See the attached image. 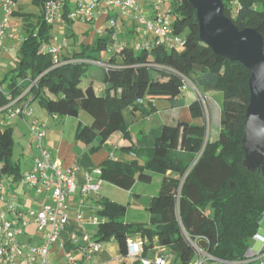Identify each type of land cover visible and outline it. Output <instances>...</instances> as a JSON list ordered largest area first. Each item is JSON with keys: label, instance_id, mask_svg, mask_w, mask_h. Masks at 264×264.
Here are the masks:
<instances>
[{"label": "trees", "instance_id": "16d2710c", "mask_svg": "<svg viewBox=\"0 0 264 264\" xmlns=\"http://www.w3.org/2000/svg\"><path fill=\"white\" fill-rule=\"evenodd\" d=\"M50 1L58 0H33L40 7L36 22L28 15L23 19L25 35L15 68L9 73L7 92L0 91V111L12 103L24 108L38 100L52 117L77 118L84 112L91 123L79 122L76 138L86 145L96 141L92 150H97L115 133L129 139L134 116L145 115L149 102L178 106L185 82L199 92L188 109L200 124L163 125L150 145L129 149L136 159H109L99 167L103 182L125 191L137 181L150 183L151 173L161 174L162 181L148 206L147 225L125 222L126 206L102 201L99 215L104 222L94 241L112 238L125 254L127 238L136 233L145 241L144 252L157 246L174 256L171 264H194L200 252L208 257L206 264H259V259L246 256L258 234L257 219L264 214V171L246 167L242 147L249 104L247 69L214 55L200 41L196 12L187 0L170 2L172 33L183 41L182 49L169 47L156 37L147 49H135L124 41L113 49L114 30L107 26L90 46L54 55L45 49L51 38L52 25L44 19ZM61 1L69 25L72 22L66 15L72 9L68 0ZM228 1L222 0L225 17L239 30L251 28L259 33L264 51V0H236L233 14ZM90 66L101 70L105 86L101 95L91 84L82 88ZM214 91L223 101L218 137L211 141L207 134L210 114L205 123L200 98L209 109L207 93ZM13 146L12 131L0 128V181L5 176L21 177L12 160Z\"/></svg>", "mask_w": 264, "mask_h": 264}, {"label": "crops", "instance_id": "0c3cea01", "mask_svg": "<svg viewBox=\"0 0 264 264\" xmlns=\"http://www.w3.org/2000/svg\"><path fill=\"white\" fill-rule=\"evenodd\" d=\"M121 20L125 22L127 19L121 18ZM128 20L131 24L128 27V32H135V21ZM102 32L98 30L97 34ZM122 32H120V35H122ZM95 36H90L88 39L80 38L79 42L77 40L79 43L77 50L81 46H90ZM9 40H0V51L8 48ZM74 51L76 50L68 45L59 54L62 56ZM2 53L4 54L3 51ZM2 53L0 52V65L3 59L5 60L6 58L9 59L10 64L12 56L8 52L5 53L7 56H2ZM7 69L4 66L3 68L0 67V91L4 92H7L9 73L11 71ZM90 78L85 86L82 85V88H86L91 84L97 95L103 94L105 86L102 83L101 77L97 74H92ZM186 92H193L195 97L185 96ZM214 94V92L207 93L210 102L209 111L214 108ZM194 100H196V92L191 86L183 93V99L178 106L172 107L171 103L167 101L149 102L146 105L147 113L145 115L137 113L134 116L135 122L129 130V139H125L120 133H115L97 150H92L98 144L96 141L91 145H86L76 138L79 122L82 124L91 123V118L86 113L80 112L77 118L52 117L38 100L32 101L30 105L31 114L29 116L9 119L6 110L0 111V128L10 129L13 137L15 136L19 140V147L16 150L20 152L21 158L16 163L19 166L21 177L32 169L34 158L38 155L35 139L29 130L30 123L33 120H37L45 127L43 146L48 151L50 159L53 162H58L64 170L76 167L78 169L75 178V190L68 194L65 201L68 223L60 231L58 242L50 248L46 258L48 264H66V253H71L76 259L77 264H141L138 258L126 256V253L122 252L120 244L112 238L100 242L102 249L93 254L89 259L84 257L80 251V247L83 245L84 237H88L93 241L96 239L99 225L104 222V219L99 215L102 207L101 203L104 200L117 204L124 203L123 201L132 203L133 198L131 196L137 197L134 199L136 200L134 204L136 207H139L138 212L141 211L142 215L141 217L134 216V218L132 217L129 220L126 213V222L147 225L150 221L148 206L152 199L158 195L162 175L159 183L153 184V178L150 183L137 181L130 191H125L103 182L98 193H91L85 198H82L80 195V187L85 184V175L92 174L105 161L109 159L127 161L136 159L129 149L132 147L135 151L137 148L150 145L154 133L161 126H174L178 122L200 124V120H193L191 118L188 109L189 104ZM209 139L214 141L217 139V135H209ZM111 155H113V158L110 157ZM140 163L142 162L140 161ZM166 175H170V172ZM21 177L18 179H14L11 176L2 177L0 181V213H6L10 204H14L21 212L28 214V216L30 212H39L44 206H52L53 203L48 194H37L34 187L21 182ZM127 239L137 241L142 238L140 234L135 233ZM16 240L23 247V252L28 253L30 248L37 247L44 241V233L40 232L34 224L33 219L29 218L28 224L23 227L22 233L16 237ZM158 252H162L160 254L166 257L168 264H171L174 260L172 254L163 249L157 250V246L146 250V252L143 251L141 257L154 260ZM0 264H19V261L15 259L12 263H8L5 260H1ZM33 264H40V259H36Z\"/></svg>", "mask_w": 264, "mask_h": 264}, {"label": "built area", "instance_id": "2783aa9c", "mask_svg": "<svg viewBox=\"0 0 264 264\" xmlns=\"http://www.w3.org/2000/svg\"><path fill=\"white\" fill-rule=\"evenodd\" d=\"M21 0H0V40L18 39L14 30L11 28L9 18L17 9V5ZM154 7V16L149 20L143 15V9L139 5L138 0H83L77 2L74 10H70L66 15V19L70 22L83 20L90 22L94 18V14H104L110 17V12L116 10L117 15L114 16V22L111 28L114 29L116 19H131L143 25L148 33L163 41L169 47L183 48V41L174 36L172 33L171 20V0H150ZM169 2V7L162 10V3ZM229 5L236 6V0H229ZM62 1H50L45 5V22L52 25L55 20L66 24L64 13L62 11ZM101 34V33H100ZM111 39L114 42L113 49H117L123 42H118L119 37L113 33ZM67 42L64 40L57 47H46V51L58 55L63 49L67 48ZM149 48L148 42L144 45H137L135 49ZM95 65V62H89ZM191 87L190 83L185 82L183 90ZM194 88V87H193ZM195 90V88H194ZM206 109L203 98H200ZM6 112L9 119L16 117H25L31 114L30 106L19 108L14 104H9ZM29 130L35 139V147L38 155L34 158L33 167L21 177V182L30 185L36 189L37 194H48L52 200V206H44L37 213L30 212L29 216L21 212L14 204L8 206L7 212L0 213V261L5 260L12 263L15 259L19 264H33L36 259H40V264L47 263V255L50 248L59 240L60 231L68 223V215L65 207V201L69 193L73 192L76 187L77 167L64 170L58 162L50 159L48 151L43 146L45 138V127L37 120L30 123ZM113 158V155L110 156ZM103 180L101 179V170L95 169L92 174L85 175V184L80 187V195L82 198L87 197L91 193H98ZM29 218L33 219L34 224L40 232L44 233V241L37 247L30 248L28 253L23 252V247L17 242L16 237L22 233ZM80 218V216H78ZM255 243L246 253L248 258L259 259V264H264V237L255 235L253 237ZM145 241L137 240L126 241V256L129 258H138L141 264H168L164 255L157 256L154 260L141 257L143 253ZM102 249L100 242H95L88 237H84L83 245L80 247L81 253L89 259L93 254ZM199 259L194 264H206L208 257L206 254L199 253ZM66 264H77L76 259L71 253L65 255Z\"/></svg>", "mask_w": 264, "mask_h": 264}, {"label": "water", "instance_id": "95a60500", "mask_svg": "<svg viewBox=\"0 0 264 264\" xmlns=\"http://www.w3.org/2000/svg\"><path fill=\"white\" fill-rule=\"evenodd\" d=\"M196 12L199 39L214 55L243 65L249 72V104L244 122L242 147L245 165L264 168L256 161L264 159V51L263 38L255 30H239L224 15L222 0H187ZM262 216L257 219L260 222Z\"/></svg>", "mask_w": 264, "mask_h": 264}, {"label": "rangeland", "instance_id": "374dc122", "mask_svg": "<svg viewBox=\"0 0 264 264\" xmlns=\"http://www.w3.org/2000/svg\"><path fill=\"white\" fill-rule=\"evenodd\" d=\"M69 1V6L72 10H74V8L76 7V3L77 2H82L83 0H68ZM139 5L142 7L143 9V15L146 19H150L154 16V7L151 5V1L150 0H138ZM169 2H165L162 3V10H165L169 7ZM227 6L229 8L232 9V14L234 13L233 10L234 8L232 6L229 5V3L227 2ZM40 14V7L38 5H36L33 0H21L18 3V7L16 10V14L12 15L9 18V23L11 28L14 30V34L15 36H18V39H13V40H9L8 41V48L7 49H2V51L4 52V54L2 53V51H0L2 53V56L6 55L5 53H9L12 56V60L11 63L9 64V59L6 58L5 60L3 59L2 64L0 65V67L3 68L6 67L8 68L7 70L10 71L12 68L15 67L16 65V58L17 55L19 53V49H20V45H21V38L23 35H25V30H24V22L23 19L25 17V15H28V17L33 21L36 22L37 20V16ZM118 12L116 10H112L110 12V17L107 18L104 14H101L100 16L95 13L94 14V18L92 21L90 22H86L83 20H79V21H74L69 25L63 24L58 22L57 20L54 21V23L51 26V30H50V35L51 38L49 40V45L52 47H57L59 44H61L64 40H66L67 45H70V47H72L74 50H77L78 48V42L80 38H84V39H88L90 36H95L98 32V30H100L101 32L105 30L106 26H111L112 23L114 22V16L113 15H117ZM130 22L127 19L125 22H123L121 20V18H117L116 22H115V26H114V33L118 35L119 37V43L121 41H124L126 43H128L131 47L136 48L137 45H144L145 43L149 42L154 35L151 33H148L146 31V28L143 25H140L139 23L135 22L134 26H135V32H128V27H129ZM122 32V35H120V32ZM78 40V42H77ZM77 42V43H76ZM77 44V45H76ZM7 56V55H6ZM8 59V60H7ZM101 70L97 67L94 66H90L87 69V73L86 76L82 79V85L85 86L90 78V75L92 74H97L100 75ZM7 86V85H6ZM196 92V98L199 95V92L195 89ZM214 108L210 111V120L207 124V134L208 136L211 135H217L218 137V133H219V111L222 105V101H223V97L222 95L217 92L214 91ZM190 96L193 97L195 94L193 92H186L185 96ZM195 97V96H194ZM208 97V95H207ZM165 102V101H163ZM84 113V112H83ZM209 114V109L208 107L204 110V121L205 123H207L208 120V115ZM244 137V135H243ZM13 139L15 140L14 142V146H13V153H12V160L13 162H17V160L20 157V152L16 150L17 147H19V140L17 137H13ZM243 140V138H242ZM258 163V166L261 168H264V159H258V161H256V164ZM246 167L249 168L250 167V163L249 165L246 164ZM152 183H159V180L161 178V174L158 173H153L152 174ZM152 184V185H153ZM137 192V191H135ZM133 198V202L132 203H127V201H123L124 203H120L123 204L124 206H126V211L125 214L127 213L129 220H131V218L134 216H139L141 217L142 213L141 211H139V207H136V205L134 204L136 202L137 197L135 196H131ZM135 201V202H134ZM141 210V208H140ZM123 215V220L126 222L127 218L126 215ZM258 234L262 237H264V214L262 215V219L260 220V222L258 223ZM254 242L251 243L250 248H252L254 246Z\"/></svg>", "mask_w": 264, "mask_h": 264}]
</instances>
